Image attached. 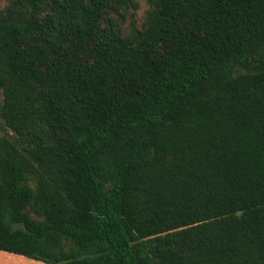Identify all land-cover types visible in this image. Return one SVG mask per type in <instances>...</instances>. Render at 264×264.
Here are the masks:
<instances>
[{"label": "trees", "instance_id": "1", "mask_svg": "<svg viewBox=\"0 0 264 264\" xmlns=\"http://www.w3.org/2000/svg\"><path fill=\"white\" fill-rule=\"evenodd\" d=\"M128 7L0 9V251L264 264V0Z\"/></svg>", "mask_w": 264, "mask_h": 264}, {"label": "rangeland", "instance_id": "2", "mask_svg": "<svg viewBox=\"0 0 264 264\" xmlns=\"http://www.w3.org/2000/svg\"><path fill=\"white\" fill-rule=\"evenodd\" d=\"M137 4L136 9H132V7H128L122 15L126 18L124 22H121V18L119 21L121 22V28L124 34L130 29V24H134L136 27H141L144 21V18L147 12L150 9V0H134ZM7 5V0H0V9L4 8ZM115 18H118L115 16ZM2 104V93L0 91V106ZM5 134L13 135V133L6 129L4 122L0 118V137Z\"/></svg>", "mask_w": 264, "mask_h": 264}, {"label": "crops", "instance_id": "3", "mask_svg": "<svg viewBox=\"0 0 264 264\" xmlns=\"http://www.w3.org/2000/svg\"><path fill=\"white\" fill-rule=\"evenodd\" d=\"M0 264H45V263L31 260L24 256L0 251Z\"/></svg>", "mask_w": 264, "mask_h": 264}]
</instances>
